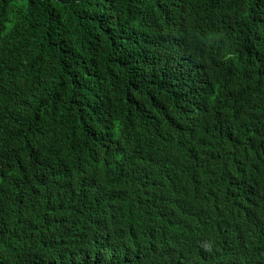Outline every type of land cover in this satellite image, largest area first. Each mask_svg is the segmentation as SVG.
Instances as JSON below:
<instances>
[{
  "label": "trees",
  "instance_id": "1",
  "mask_svg": "<svg viewBox=\"0 0 264 264\" xmlns=\"http://www.w3.org/2000/svg\"><path fill=\"white\" fill-rule=\"evenodd\" d=\"M202 228L264 264V0H0V264H159Z\"/></svg>",
  "mask_w": 264,
  "mask_h": 264
},
{
  "label": "clouds",
  "instance_id": "2",
  "mask_svg": "<svg viewBox=\"0 0 264 264\" xmlns=\"http://www.w3.org/2000/svg\"><path fill=\"white\" fill-rule=\"evenodd\" d=\"M216 239V231L211 228H202L192 238H185L176 245H172L167 254H158L156 259L159 264H212L214 256L219 252L222 246L215 245L206 247L200 245L204 239ZM223 244H229L220 238L218 240ZM165 244V243H163Z\"/></svg>",
  "mask_w": 264,
  "mask_h": 264
}]
</instances>
